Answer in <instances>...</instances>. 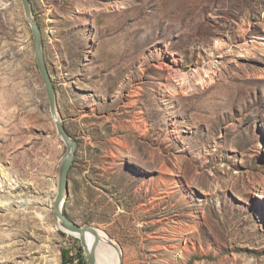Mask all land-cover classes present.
<instances>
[{"label": "rangeland", "instance_id": "obj_1", "mask_svg": "<svg viewBox=\"0 0 264 264\" xmlns=\"http://www.w3.org/2000/svg\"><path fill=\"white\" fill-rule=\"evenodd\" d=\"M29 3L77 144L65 215L122 264H264V0ZM65 153L0 0V264H87L53 213Z\"/></svg>", "mask_w": 264, "mask_h": 264}, {"label": "water", "instance_id": "obj_2", "mask_svg": "<svg viewBox=\"0 0 264 264\" xmlns=\"http://www.w3.org/2000/svg\"><path fill=\"white\" fill-rule=\"evenodd\" d=\"M22 4L26 20L31 28L34 43L35 60L43 84L45 86L50 115L53 123L55 124L57 134L66 147V153L59 168L57 195L54 199L53 204L54 217L60 229H64L72 234L78 235L77 238L80 240L84 256L87 260V264H97L95 258V250L100 237L98 229L92 226H79L78 224L71 221L63 211L66 198L69 196L68 175L74 163L77 144L72 140V138L66 131L63 120L61 119L57 111L54 87L43 55L41 31L38 24L34 20L29 0H22ZM87 234H91L95 237V242H93L92 245H89L87 242ZM113 247H115V249H117L118 251L121 250L117 245H113ZM120 260L121 261L119 262V264H122V254Z\"/></svg>", "mask_w": 264, "mask_h": 264}, {"label": "bare ground", "instance_id": "obj_3", "mask_svg": "<svg viewBox=\"0 0 264 264\" xmlns=\"http://www.w3.org/2000/svg\"><path fill=\"white\" fill-rule=\"evenodd\" d=\"M22 202V201H21ZM9 202H0V205H8ZM40 219H43V215H39ZM58 228L60 229L58 223ZM62 232L67 233L68 235L75 236L77 238L78 235L72 234L64 229H60ZM99 232V241L97 243V247L95 250V258L97 264H119L121 252L115 249L113 245H116L104 232L98 230ZM87 242L89 245H92L95 242V237L91 234H87ZM22 252V251H20Z\"/></svg>", "mask_w": 264, "mask_h": 264}, {"label": "trees", "instance_id": "obj_4", "mask_svg": "<svg viewBox=\"0 0 264 264\" xmlns=\"http://www.w3.org/2000/svg\"><path fill=\"white\" fill-rule=\"evenodd\" d=\"M82 248L80 247V251L82 252ZM65 257H66V253H63V258H64V260H65ZM78 259H79V264H83V260H84V257H82V256H79L78 257Z\"/></svg>", "mask_w": 264, "mask_h": 264}]
</instances>
